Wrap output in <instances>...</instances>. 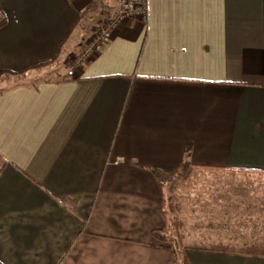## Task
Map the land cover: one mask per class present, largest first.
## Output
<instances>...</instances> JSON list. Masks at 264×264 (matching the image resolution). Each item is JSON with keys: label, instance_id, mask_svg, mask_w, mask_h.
<instances>
[{"label": "crops", "instance_id": "obj_1", "mask_svg": "<svg viewBox=\"0 0 264 264\" xmlns=\"http://www.w3.org/2000/svg\"><path fill=\"white\" fill-rule=\"evenodd\" d=\"M115 6L0 0V74L66 64L0 92V264H264V0H147L68 77Z\"/></svg>", "mask_w": 264, "mask_h": 264}, {"label": "built area", "instance_id": "obj_2", "mask_svg": "<svg viewBox=\"0 0 264 264\" xmlns=\"http://www.w3.org/2000/svg\"><path fill=\"white\" fill-rule=\"evenodd\" d=\"M147 10V0H116L115 8L97 21L93 35L85 41L82 49L74 56V61L66 73L67 76L71 77L78 67L90 60L96 47L108 41L113 31L122 22L129 19L145 21Z\"/></svg>", "mask_w": 264, "mask_h": 264}, {"label": "rangeland", "instance_id": "obj_3", "mask_svg": "<svg viewBox=\"0 0 264 264\" xmlns=\"http://www.w3.org/2000/svg\"><path fill=\"white\" fill-rule=\"evenodd\" d=\"M65 65H64V63H63V66L61 65V63H59V64L54 63L52 66H48V67H44V68H38L36 70L27 71V72H24L23 74H19V75L2 73V74H0V92L7 90L9 88L15 87V86H19V85L29 86V85H32L35 83H39L40 81L51 80L55 77V73L57 71L63 70ZM60 66H62V67H60ZM182 182H180V183H182ZM169 194H167L168 200H166L165 208H164L165 214L167 216V219H168V222L170 225V227L168 228V231L170 232L169 238L174 240L175 246H177V244H178L180 249H182V248L186 247V244H184L185 242L182 239L183 232H185L186 229H184L185 227H183V224L180 221V219L182 220V217L180 216V212H178V210H177L178 207L175 204L176 199L173 200L171 195L169 196ZM171 201L174 203H172ZM177 201H178V199H177ZM169 205H171L172 208L174 207V209L177 212L176 214H173V212L171 213V211H170L171 207H169ZM180 263L185 264L184 261H181Z\"/></svg>", "mask_w": 264, "mask_h": 264}, {"label": "trees", "instance_id": "obj_4", "mask_svg": "<svg viewBox=\"0 0 264 264\" xmlns=\"http://www.w3.org/2000/svg\"><path fill=\"white\" fill-rule=\"evenodd\" d=\"M40 67H43V66H40ZM6 73L18 75V73H11V72L10 73L6 72ZM20 73H22V72H19V74ZM190 169L191 168H190V166L187 163H181L171 172L163 173V172H160V171H153V175H154L156 181L161 186H164V185H167V184H169V185L175 184L176 185V184H178V183H180V182H182V181H184L186 179L188 172H190ZM169 207H171V210H170L171 213L172 212H173V214L177 213L176 210L174 209V207L172 208L171 205H169ZM165 216H166V214H165ZM155 235L158 236V232H156ZM221 250H223V249H221Z\"/></svg>", "mask_w": 264, "mask_h": 264}]
</instances>
